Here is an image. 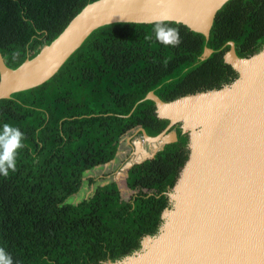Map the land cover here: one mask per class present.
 <instances>
[{
  "label": "trees",
  "instance_id": "trees-1",
  "mask_svg": "<svg viewBox=\"0 0 264 264\" xmlns=\"http://www.w3.org/2000/svg\"><path fill=\"white\" fill-rule=\"evenodd\" d=\"M92 1L0 0L3 65L14 69L32 58ZM166 24L179 30L178 47L156 41L154 22L104 24L46 80L0 98V130L5 123L18 128L25 145L16 171L0 175V247L14 264L114 262L156 232L168 207L165 192L187 158L178 122L155 156L126 168L127 199L113 181L74 204L67 198L78 191L84 171L112 160L122 136L140 127L153 137L164 128L167 120L156 117L153 102L142 100L146 92L167 102L236 78L223 54L229 43L237 58L260 50L264 0L224 1L206 37L178 22Z\"/></svg>",
  "mask_w": 264,
  "mask_h": 264
},
{
  "label": "water",
  "instance_id": "water-1",
  "mask_svg": "<svg viewBox=\"0 0 264 264\" xmlns=\"http://www.w3.org/2000/svg\"><path fill=\"white\" fill-rule=\"evenodd\" d=\"M224 1L87 3L54 39L14 69L6 68L0 56V98L46 80L98 26L114 22L151 23L164 13L167 21L178 22L206 37L214 12ZM209 52L204 48L202 54ZM223 61L237 75L219 89L186 94L167 102L160 101L151 91L143 96L142 100L153 102L156 117L166 119L167 123L153 137L146 136L140 127L135 132L142 140L153 143L178 122L186 135L187 158L165 192L169 207L161 211L156 232L141 237L138 250L102 264H264V44L249 57L237 58L229 43ZM235 62L253 67L243 73ZM208 93H227L228 102L240 105L237 118H226L230 128L218 145L212 146V134L218 135L222 125L212 104L204 100L197 119L190 118L195 114L191 109L168 112L193 98L204 99ZM242 106L247 107L248 114ZM206 152L215 153L207 156Z\"/></svg>",
  "mask_w": 264,
  "mask_h": 264
},
{
  "label": "rangeland",
  "instance_id": "rangeland-1",
  "mask_svg": "<svg viewBox=\"0 0 264 264\" xmlns=\"http://www.w3.org/2000/svg\"><path fill=\"white\" fill-rule=\"evenodd\" d=\"M218 98L215 102H218ZM227 98L228 96L226 97L225 102L220 101L223 105L219 104L220 106H217L218 103H212L222 120V125L219 134L217 135V141H219L225 131L230 128V124L226 125V118H237V111L240 108L239 104L237 106L236 102H228ZM179 127L181 128L180 124ZM172 138V131L165 133L158 141L153 143L142 140L140 135L136 134L135 130L125 134L117 142L116 152L112 160L84 171L78 191L69 196L67 201L74 204L80 199L88 197L95 186L109 181H113L117 184L120 198L123 200L127 199L131 191H129L124 184L125 169L133 162L155 156L163 144L170 141Z\"/></svg>",
  "mask_w": 264,
  "mask_h": 264
},
{
  "label": "clouds",
  "instance_id": "clouds-1",
  "mask_svg": "<svg viewBox=\"0 0 264 264\" xmlns=\"http://www.w3.org/2000/svg\"><path fill=\"white\" fill-rule=\"evenodd\" d=\"M168 17L162 13L154 21L153 33L157 42L165 47H178L181 43L179 30L166 24ZM151 40L152 36H146ZM24 134L16 127L5 123L0 130V175L8 177L10 171L15 172L19 151L24 148ZM0 264H14L11 255L0 247Z\"/></svg>",
  "mask_w": 264,
  "mask_h": 264
},
{
  "label": "bare ground",
  "instance_id": "bare-ground-1",
  "mask_svg": "<svg viewBox=\"0 0 264 264\" xmlns=\"http://www.w3.org/2000/svg\"><path fill=\"white\" fill-rule=\"evenodd\" d=\"M238 69L245 73L247 71H250V69H252V65L251 66H248L247 64L245 63H238V62H235L234 63ZM228 96L227 93L225 94H220V93H208L206 94V96H204V99H191L189 101H186L184 103H181V104H178L176 106H174L173 108H171L168 112L169 113H172V114H176L177 112H181L184 108H186L188 111L191 109L192 113L195 112V114L190 118H194V119H197L198 117V114H199V111H200V106L203 105L204 103V100H206L208 103L212 104V103H218L217 106H220L219 104H222L220 103V101H223L225 102L226 100V97ZM219 97V98H218ZM214 98V99H213ZM218 98V102H215L216 99ZM216 105V104H215ZM223 105V104H222ZM213 106V105H212ZM243 107V110H244V113L245 115L248 114L247 113V107L246 106H242ZM220 111L222 112V110L220 109ZM225 111V110H224ZM230 111V110H229ZM230 114V113H229ZM213 139L212 141L210 142L209 145H218L219 141H217V134L213 133ZM216 137V138H215ZM215 138V139H214ZM217 147V146H216ZM215 147V148H216ZM213 149V148H212ZM212 153H215V152H206L207 156L208 155H212ZM230 158V152H229V157ZM226 168V167H225Z\"/></svg>",
  "mask_w": 264,
  "mask_h": 264
}]
</instances>
